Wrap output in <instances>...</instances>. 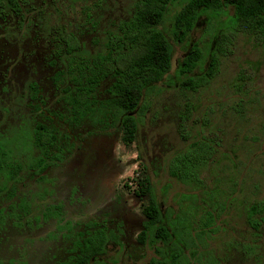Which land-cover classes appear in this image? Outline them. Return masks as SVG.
<instances>
[{"label":"rangeland","instance_id":"obj_1","mask_svg":"<svg viewBox=\"0 0 264 264\" xmlns=\"http://www.w3.org/2000/svg\"><path fill=\"white\" fill-rule=\"evenodd\" d=\"M136 1L32 0L23 16L9 8L0 14V144L23 164L15 183L0 173V264L75 260L80 233L101 228L100 222L94 224L101 216L116 239L107 241L92 264H154L155 259L171 264V257L138 240L149 200L148 194H136L144 175L151 178L166 221L184 218L189 224L187 239L193 242L183 264H264L263 40L226 27L232 21L228 14L205 13L188 40L179 43L169 16L165 28L174 49L172 68L145 93V109L136 113L135 140L125 144L123 130L105 120L70 119L65 85L55 78L65 59L55 54L52 27L65 25L81 42L75 55L89 56L132 16ZM195 43L206 55L190 76L202 75L211 58L219 60L217 75L198 90L184 85L188 76L180 73ZM111 83L107 78L100 85V101L111 97ZM190 103L191 138L202 131L220 140L203 170V189L169 173L170 159L189 144L181 134V115ZM38 123L57 134L52 150L63 157L40 178L28 166L41 152L34 143ZM253 205H258L255 215ZM49 207L52 214L45 217ZM157 245L172 251L170 245Z\"/></svg>","mask_w":264,"mask_h":264},{"label":"trees","instance_id":"obj_2","mask_svg":"<svg viewBox=\"0 0 264 264\" xmlns=\"http://www.w3.org/2000/svg\"><path fill=\"white\" fill-rule=\"evenodd\" d=\"M31 2L0 0V14L9 8L23 16L25 6ZM173 7L175 12H172ZM231 7L234 13L229 15ZM205 13L228 14L232 21L226 27L253 34L264 41V0H137L132 16L120 21L117 28L109 32L104 48L89 56L75 55L81 49L78 37L65 25H54L55 54L65 59L64 68L57 72L55 78L59 84L65 85L62 90L71 111L70 119L77 123L86 117L108 121V126L123 130L122 140L125 144L132 143L139 123L136 113L145 109L142 104L145 93L154 89L155 84L162 81L172 68L174 49L165 28L169 16L175 41L184 43ZM205 55L202 46L195 43L182 60L180 73L188 76L183 83L193 90L207 85L219 72V60L213 57L202 75L197 78L190 76L205 59ZM107 78H112L108 88L111 97L100 101L98 89ZM192 113L193 104L190 103L181 115V134L189 144L170 159L169 173L192 188L203 189V170L214 159L220 140L217 134L208 136L202 131L191 138L187 122ZM34 135V143L41 152L34 157L29 167L33 173L41 175L63 157L60 152L52 150L58 136L48 125L38 123ZM22 169L23 164L13 157L10 149L0 144V173L15 183L21 180ZM136 194L139 197L144 194L149 196L148 203L142 208L146 220L138 240L154 247L161 257H171V264H183L185 261L182 258L187 257L186 250L191 248L193 242L187 239V235L191 236L187 220L180 218L173 223L166 221L148 175L139 177ZM197 194H193V197L196 198ZM257 206H252V215L256 214ZM53 213L60 215L59 212ZM50 214L51 207L47 208L44 216ZM207 214V220L212 223L213 212L208 210ZM68 224L72 225L71 222ZM87 231L88 234L80 233V253L75 260H69L66 264H92L94 256L104 249L107 241L116 239L113 232L105 229ZM159 242L172 246L171 253L158 246ZM153 263L170 264L159 259Z\"/></svg>","mask_w":264,"mask_h":264},{"label":"flooded vegetation","instance_id":"obj_3","mask_svg":"<svg viewBox=\"0 0 264 264\" xmlns=\"http://www.w3.org/2000/svg\"><path fill=\"white\" fill-rule=\"evenodd\" d=\"M29 166V165H28ZM51 166V165H50ZM30 168V167H29ZM49 168V167H48ZM47 168V169H48ZM46 169V170H47ZM45 170V171H46ZM31 171H32V169H31ZM45 171L43 172V174H41V175H38V174H35L36 176H38V178H40V177H42V176H44V174H45ZM33 172V171H32ZM8 181H11V180H8ZM101 223L102 224V227L101 228H99L98 230H100V229H105V230H107V231H109V228H108V226H107V224H108V220L107 219H104V216H101V218H99V220L98 221H95V223L96 224H98V223ZM92 231H97L96 229H92ZM85 232H87V231H85Z\"/></svg>","mask_w":264,"mask_h":264}]
</instances>
